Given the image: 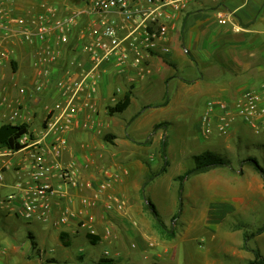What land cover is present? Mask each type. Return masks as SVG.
<instances>
[{
    "label": "crops",
    "instance_id": "obj_1",
    "mask_svg": "<svg viewBox=\"0 0 264 264\" xmlns=\"http://www.w3.org/2000/svg\"><path fill=\"white\" fill-rule=\"evenodd\" d=\"M87 2L1 0L2 9L11 12V15L7 31L0 28V50L8 56V59L0 63V100H5L14 108L18 103L22 104L25 121L10 124H27L34 139L44 135L50 111L64 100L62 93L55 88V80L70 70L72 61L82 64L79 70L87 68V55L82 51L76 29L62 34L54 30L51 40L59 51V59L53 66L50 86L44 92L36 93L37 70L33 67V60L41 42L35 38L34 43H23L21 29L16 21L19 18L29 21L40 14H47L48 8L56 9V18L60 19L70 13L82 12ZM263 2L192 1L186 10L174 15L175 24L166 42L170 52L165 54L159 50L150 60V76L130 83L128 80L134 77V73L129 70L120 71L116 66L108 67L94 97L85 106H80L73 118L65 121L66 130L59 133V136L69 143V149L63 151L58 160L63 165L76 163L82 187L70 190L71 197L63 200L52 219L44 223L50 225L46 228V238L56 243L60 241L63 247H71L76 239L90 247L97 243H104L108 247L104 254L81 252L76 256L75 264H99L102 259H113L117 264H132V252L146 248V245L149 248L160 245L164 254H168L167 264H178L181 252L177 244L178 231L172 235V240H164L154 228L151 211L145 207L146 201H151L147 197L145 184L153 173H160L152 165L155 156L151 155L150 149L156 147L162 158L161 143L166 139L159 130L166 129L165 124L168 122L165 117L154 121L152 115L162 116L171 110L186 112L191 105H201L204 114L210 101L227 100L234 104L246 91L261 89L264 83V17L259 15V10ZM230 12L235 13V23L244 27V31L236 32L232 23L219 24V17ZM92 17L86 12L80 23L86 25ZM255 84L258 87L253 89ZM21 88L27 89L26 94L20 93ZM118 89L121 91L117 92ZM129 93V107L122 113L110 115V109ZM137 98L140 106L136 104ZM132 107L135 115L126 119L122 117ZM3 111L5 109L0 111V120ZM221 113L220 110L216 111L210 133L206 134L202 127L198 128V132L201 141L216 140L217 148L230 151L232 155L236 153V148L232 146L231 140L241 139L237 129L245 126L253 133L254 130L242 119L236 118L229 134L223 136L218 124ZM3 125L0 122V128ZM117 128H123L124 132L117 133ZM53 140L50 137L47 142ZM195 145L201 144L195 142ZM169 149L168 144L167 158ZM31 153V150L16 152L12 158L4 160L5 163L0 160V170L4 173V179L0 182V195L5 196L13 191L15 183L24 175L17 168L30 163ZM168 163L167 169L172 167L170 160ZM104 170L115 172L119 178L107 191L100 206L89 210L92 219L79 215L80 211L87 209L81 198L92 194L85 184L98 185L102 182L100 178ZM227 170L212 169L192 176L187 194L189 198H196L192 215L190 218L183 216L173 223V226L181 222L183 224L185 235H180L182 242L198 244L197 253L194 252L195 246L192 252L185 249L184 261L189 258L197 264H226L229 260L238 259L247 264L254 259L253 254L243 248L245 234L238 233L235 238L233 229H259L264 226V218L258 227L255 217H252L260 213V207L264 208V180L260 175L246 171L244 167L233 174ZM187 172L178 174L175 181L180 182ZM51 181L58 184V179ZM218 185L221 187L219 195L211 196L208 202L202 198L203 194L217 192ZM179 190L174 193L175 206L179 203ZM108 195L122 200L124 209L106 210L104 201ZM69 209L77 213V216L71 217L67 225L60 224V214ZM19 211L20 203L17 201L0 208V217H17ZM159 215L162 222L166 223V219ZM175 216L171 215L170 218ZM230 216H239L235 220L236 224L230 222ZM4 236L5 233L0 230V246L5 244V249L0 250V264H8L20 255L21 264H66L61 258L47 254L45 248H41L33 237L32 248L39 259L27 253L23 246L6 241ZM61 236H64V241ZM150 243L153 245L150 246ZM248 246L253 249L251 242ZM106 253L109 255L106 256ZM161 256L158 254L155 258L160 259Z\"/></svg>",
    "mask_w": 264,
    "mask_h": 264
},
{
    "label": "built area",
    "instance_id": "obj_2",
    "mask_svg": "<svg viewBox=\"0 0 264 264\" xmlns=\"http://www.w3.org/2000/svg\"><path fill=\"white\" fill-rule=\"evenodd\" d=\"M192 1L194 0H88L82 12L70 13L60 19L56 18L57 10L54 8H48L47 14H40L29 21L25 18L17 19L23 43H34L35 38L41 42L33 60V67L37 70L36 93H42L50 86L52 69L59 59V51L51 40L54 30L61 34L74 29L78 31L82 51L87 55L88 67L79 70V65L82 64L72 61V69L55 80V88L62 93L64 100L50 111L42 137L34 139L27 134L20 139L23 148L18 152L31 150V161L25 167L17 168L24 175L15 183L10 194L0 195V208L18 201L20 211L17 216L29 224L47 223L60 203L71 197L70 190L82 187L76 163L63 165L58 160L62 152L69 149V143L59 136V133L66 130L65 121L73 118L80 106H85L94 97L108 67L116 66L120 71L129 70L134 73V77L128 80L130 83L150 76V60L159 50L165 54L170 52L166 42L175 24L174 15L186 10ZM86 12L93 17L86 25H82L80 21ZM0 15V28L7 31L11 12L2 9L1 0ZM235 17L234 12L221 15L219 24L232 23L236 32L244 31V27L235 23ZM6 59L7 54L0 50V63ZM120 91L118 89L117 92ZM26 92V88L20 89L21 94ZM2 109H5L1 112L2 124L24 122L26 119L21 103L14 108L2 99L0 111ZM217 110L222 111L218 124L223 136L229 134L236 118L242 119L255 133L264 132V83L260 90L246 91L234 104L227 100L210 101L201 118V127L206 134L211 131ZM50 137L54 140L48 143ZM15 153L0 146V160L4 163V160H9ZM3 174L1 169L0 182L4 179ZM118 178L115 172L104 170L100 178L102 182L98 185L86 183L85 186L92 194L81 198L87 209L78 214L92 219L89 210L100 206L103 197ZM52 179H58V184H54ZM104 203L106 210L124 209L122 200L113 195H108ZM75 216L77 213L70 209L63 211L59 216V223L67 225L69 219Z\"/></svg>",
    "mask_w": 264,
    "mask_h": 264
},
{
    "label": "rangeland",
    "instance_id": "obj_3",
    "mask_svg": "<svg viewBox=\"0 0 264 264\" xmlns=\"http://www.w3.org/2000/svg\"><path fill=\"white\" fill-rule=\"evenodd\" d=\"M232 1L234 2L235 0ZM250 2L252 4H256L257 2H259V0H250ZM259 15L264 17V2L260 7ZM257 87L258 84H255L253 89H256ZM136 104L140 106V101L138 98L136 99ZM181 106L184 105L181 104ZM203 111L204 110L201 105H191L189 106V111L186 112L171 110L163 113L162 116L152 115L154 121H156L158 118L161 119V117L167 118L168 122L165 124L166 129L161 128L159 131H161L160 133L163 135V138L166 139L165 141L168 142L170 146V149L168 151V160H170V162L172 163V167H169L167 171L161 176L154 178L146 183V192L148 199H151V201L157 207V210L159 211L161 216L166 219V223H164L165 221L162 222L161 228L156 227L155 220L153 219L155 230H157L161 234L164 240H172V235H174L176 230L178 231L179 239L177 240V244L181 251L178 257V264H197L196 261H193L189 258L184 261V254L185 249L189 252H192L194 246L196 248L194 249V252L197 253L198 244L192 243L191 245L190 243H184L180 240V235H185V230L183 229L182 222L177 226H173V223L177 222V220H179L180 218L182 219L183 216L190 218L192 215L191 210L194 206V203H196L195 197L189 198L187 196L193 177H186L183 182L175 181V178L178 174L185 173L195 166L192 156H198L206 151H212L219 157L227 159L230 162V165L227 167L229 169V171L227 170L228 172L233 174L235 171H238L244 167L246 171H249L253 174H258L264 180L262 174L255 169L253 164L247 162V160L250 158L255 159L264 169V132L261 131L257 134L255 132L253 133L245 126L239 127V129H237V135L240 136L241 139L231 140L232 146L236 148V153H233L231 155L229 154L230 151L226 152L221 148H217L216 140H214V142L211 140L205 142L201 141L202 138L198 132V128H201V124L199 122L202 118ZM134 115L135 109L134 107H132L122 117L126 119L129 117L131 118ZM121 123L125 122L121 121ZM158 129L159 128H156V130ZM116 132L121 134V132H124V129L117 128ZM195 142L201 145H195ZM150 153L151 155L155 156V159L152 162L153 167L161 172L164 167V162L159 156L157 148L152 147L150 149ZM227 168L225 167L223 169L226 170ZM153 175L157 174L153 173ZM220 189L221 187L220 185H218L217 192H208L207 194H203L202 198L207 200L208 202L211 196L219 195ZM177 190L180 191L179 203L177 206H175L173 204V200L175 199L174 193ZM171 215L176 216L170 218ZM252 217L253 219L255 217L257 223L256 225L259 227V225L263 223L264 208L260 207V213L256 216L252 215ZM238 219L239 216H237L236 218L235 216L229 217L230 222L235 224L237 223L235 220ZM49 226V224H44L41 222H35L29 225V223L24 221L20 216L16 217L15 215H12L11 218L0 217V230L5 233V240L8 242H12L17 246H23L27 253L35 256V259H39V256L32 248L31 237L35 238V240L41 245V248H45L47 254H49L50 256H55L57 258H61L66 262V264H75L74 261L76 260V256H78L81 252L90 254L93 251L95 255V252L97 254H104L108 249V247L104 243H97L96 246L90 247L87 245H83L79 239L73 240L71 247H63L60 241L56 243L54 242V240L46 238V228ZM259 229L234 228L233 231L236 234V238L238 233H243L245 234V236H252L256 234ZM218 238L220 239L221 237ZM250 242L253 249L259 250L264 257V234L256 235L250 240ZM2 249H5V244L3 243L0 246V250ZM158 254L162 255L160 259L155 258V256H157ZM20 257L22 256L20 255ZM20 257L16 256V260L14 259L8 264H21ZM167 257L168 254H164V250L160 245L150 248L146 245V248L138 249L137 251L132 252V255H130L132 264H167ZM124 263H126V261ZM168 263L171 264L170 262ZM226 264L245 263L242 260L235 259V261H227Z\"/></svg>",
    "mask_w": 264,
    "mask_h": 264
},
{
    "label": "trees",
    "instance_id": "obj_4",
    "mask_svg": "<svg viewBox=\"0 0 264 264\" xmlns=\"http://www.w3.org/2000/svg\"><path fill=\"white\" fill-rule=\"evenodd\" d=\"M131 103V94H127L123 101L119 102L114 108L110 109V115H113L115 113H122L124 112ZM30 134L29 126L27 124L23 125H12V124H5L0 128V146L2 148L9 149L13 152L20 151L23 146L20 144V139ZM109 139V137H107ZM167 147L168 144L166 141L162 142V149H161V155L164 162V167L161 170V172L157 175L151 176L146 183H148L150 180L154 179L155 177L159 176L160 174L164 173L169 165L168 158H167ZM195 166L190 169L180 180L181 182L184 181L186 177L198 175L201 173L208 172L212 169H218V168H227L230 165V162L227 159H223L219 157L218 155L212 153V152H206L203 155L195 156L194 158ZM247 162L253 164L255 169L262 174L264 178V169L260 166L257 160L255 159H248ZM146 209L150 210L154 220L155 225L157 228L162 227V220L157 212L155 206L151 203V201L147 200L145 204ZM264 233V226L260 228L256 234L250 236H245V244L244 249L247 251H250L254 254V259L247 262V264H264V257L262 253L259 250H252L248 243L250 240L255 237L256 235H261ZM62 241H64V236H61ZM99 264H117L113 259H102Z\"/></svg>",
    "mask_w": 264,
    "mask_h": 264
}]
</instances>
